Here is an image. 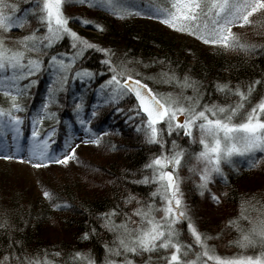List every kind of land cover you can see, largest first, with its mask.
<instances>
[{"label":"trees","instance_id":"obj_1","mask_svg":"<svg viewBox=\"0 0 264 264\" xmlns=\"http://www.w3.org/2000/svg\"><path fill=\"white\" fill-rule=\"evenodd\" d=\"M136 1L139 4L153 2ZM7 2L18 4L16 15H23L20 10L32 5L34 0ZM63 10L74 31L91 43L110 49L115 53L112 57L114 62L125 67L156 93L178 95L185 104L188 102L183 100L184 96L195 98L199 95L200 105L197 107L204 103L228 104L237 97L217 91V81L228 82L230 87L239 85L245 90L252 81H259L244 108L234 117L237 120L243 118L244 113L264 96V11L254 13L250 18L257 23L233 26V31L240 34L241 40L260 45L245 51L207 44L197 36L171 28L151 12L147 15L133 13L120 17L82 0H64ZM38 14L28 13L22 28L13 26L10 31L0 33L7 38L5 43L13 45L16 43L15 38L27 35L33 29L37 36L43 34L46 29L35 18ZM82 20L91 23H82ZM96 23L101 24L103 29L96 28ZM75 51L71 38L65 35L45 50L47 54L32 53L40 56L46 66L34 76L20 81L21 84L32 79L36 82L28 89V95L20 98L25 111L17 114L31 117L40 110L46 99L53 80V69L47 66L49 54H72ZM104 59V52L85 48L76 58L72 69H87L93 75L81 80L79 77L72 79L70 74L68 82L56 94L59 103L49 105L56 118L45 116L42 123L37 125L40 138L49 128L55 129L54 134L48 137L49 155L62 157L75 148V156L66 163L51 162L35 166L38 161L28 155L32 140L30 119L26 118L21 125L19 152L13 139L14 130H0V222L6 221L5 226L0 227V258L13 251L21 257L28 255L40 259L47 253L48 259L56 264H77L70 259L69 254L80 251L89 253L96 264H103L106 255L121 260L123 256L106 251L105 245H113L115 234L104 226L103 217L99 214L117 205L124 212H131L139 205L137 199L124 203L129 194H134L140 204L148 200L155 201L157 205L161 203L159 194L150 195L155 189V182H143L144 176H151V169L146 168L145 164L161 153V144L150 142L146 137L142 123L146 117L140 109L133 107L137 102L130 93L115 101L102 102L104 97L110 95V87L102 89V96H98V91L112 75L111 66L104 63ZM167 73H175L180 80L187 75L190 81L197 82V91L194 92L192 87H183L175 80L166 82ZM81 97L83 107L76 110ZM8 99L0 93V104L4 107H8ZM98 100L101 102L97 103ZM93 106H96V115L90 116ZM78 111L80 119H90V123L81 125L77 118ZM158 126L165 129L161 134L165 151L173 149L172 140L176 141L178 147L185 149L181 167L176 171L180 177L186 218L174 225L178 230L177 238L185 246L192 245L191 249L186 248L187 255L184 258L195 260V253L200 250V245L195 243L187 228L188 219L199 231L211 236L208 244L220 255L259 251V246L242 249L234 243L239 233L226 222L240 217L239 223L247 225L248 221L241 217L242 211L253 217L258 214L257 210L264 212V151L254 152L251 164L246 157L242 160L233 157L231 164L221 163L223 174L213 173V179L208 184V189L219 196L217 202L211 198L208 189L202 192L199 188L198 169L203 164L192 155L202 147L198 141V130L193 128V137L197 138L193 140L182 129L177 132L174 128L169 134L165 122ZM86 129L92 132H86ZM92 133H103L99 144L85 142L86 138H94ZM21 156L24 158L20 159ZM45 188L67 201V206L53 207L52 202L43 196ZM161 214L159 210L156 211V215ZM115 219L119 221L123 216L119 215ZM133 219L139 220L134 215ZM85 232H88L87 238L83 236ZM167 251L170 249L128 255L139 264H145V261L148 264H165L162 257ZM57 252L59 256L55 255Z\"/></svg>","mask_w":264,"mask_h":264},{"label":"snow or ice","instance_id":"obj_2","mask_svg":"<svg viewBox=\"0 0 264 264\" xmlns=\"http://www.w3.org/2000/svg\"><path fill=\"white\" fill-rule=\"evenodd\" d=\"M90 6L105 8L113 12L114 15L123 17L125 15L137 14L147 15L149 12L157 19L173 29L181 32H188L207 44L221 46L224 49L250 50L260 45L241 40L240 34L233 31L234 25H251L257 21L250 19L254 13L264 11V0H153L151 3L138 4L136 0H82ZM64 0H34V3L23 10V15H16L19 8L16 3H8L7 0H0V33L10 31L13 26L22 28L26 22L28 13H39L36 19L44 26L46 31L37 36L36 30L15 38L16 43L9 45L5 43L7 39L0 34V93L8 97V107L0 104V130L13 129L15 132L14 142L17 143V152L20 151L18 137L21 125L24 120L30 119L32 124L31 143L28 147L30 158L37 160L36 167L51 162L66 163L70 157L75 156V148L67 152L62 157L57 154L49 155L48 137L55 132L54 128L44 134L43 138L38 124L42 123L45 116L56 118L55 112L49 109L50 104H58L57 92L64 87L71 78L79 77L81 80L85 76L91 77L93 74L87 69H72L76 63V58L82 54L85 48H96L105 53L104 63L111 66L112 75L101 85L98 96H102V89L110 87V95L104 97L103 103L115 101L129 93L135 95L137 103L134 108L146 114V120L142 121L146 137L150 142L161 144V153L155 155L147 164L146 168L151 169V176H144L143 182H155V189L151 196L159 194L161 203L156 204L153 200H148L145 204H140L134 194L125 197L124 203H130L137 199L138 207L131 212H124L119 205L111 208L106 213H100L103 217V224L109 231L114 232L113 245H105L106 251L115 256H123L121 260L109 258L106 255L103 264H136L128 255L129 253L141 254L152 252L157 249L169 250L162 259L165 264H264V212L257 210V215L241 212L248 223H239L240 217L229 219L226 224L235 228L239 233L238 240L234 241L240 248L257 247L259 251L251 254L244 252L233 255H220L215 252L208 240L211 236L202 233L197 226L188 219L187 228L194 237L195 243L200 245V250L195 253V260H188L186 248L191 249L192 245L185 246L180 241L178 230L174 227L178 220L186 218V209L183 204V193L180 189V177L176 171L181 167L185 149L178 147L176 141L172 140L173 149L165 151L162 138L163 127L158 126V122L164 121L167 132L172 133L175 128L177 132L181 129L185 135L192 138L193 128L198 130V141L202 146L200 151L193 152L197 161L202 162L203 167L199 171V188L203 192L208 189L209 182L213 179V173L223 174L222 162L233 163L234 156L246 157L249 164L254 160L252 154L256 150L264 151V96L253 104L243 115V118L234 119L236 114L244 108L255 85L259 81H252L245 89L239 85L230 87L228 82L217 81L216 90L225 92V95H235L237 99L228 104H208L200 105V96H184L181 98L173 96L172 93L161 95L156 93L142 80L135 78L125 67L114 62L115 55L110 49L102 48L93 44L86 38L81 37L76 31L69 27V17L63 10ZM165 4L167 6H165ZM82 23H91L82 20ZM98 29H103L99 23L95 24ZM71 38L72 46L76 51L72 54H49L47 66L53 69L52 86L49 87L47 97L41 104L38 112H34L31 117L19 115L17 113L25 111V105L20 100L28 95V89L34 84L35 79L21 84L25 77H32L45 67L44 60L32 53H45L46 49L52 47L63 36ZM168 80H175L183 87H192L197 91V82L190 81L185 75L183 80L175 76V73H167ZM101 101L98 100L97 103ZM83 107L81 102L76 104V110ZM96 106L90 116L96 115ZM120 111L119 108L116 109ZM139 114V113H135ZM182 115V118L178 119ZM77 118L81 125L90 123L89 120L80 119L79 111ZM140 128V125H137ZM86 132H92L86 129ZM93 139H85V142L94 144L100 143V136L92 133ZM68 141L65 142L67 148ZM10 158V157H5ZM23 159L24 157H19ZM31 162V160H30ZM192 170V167L189 169ZM211 198L219 202V196L208 189ZM43 196L52 202L53 207L67 206V201L62 200L57 193L45 188ZM159 210L162 214L156 215ZM122 215L123 219L117 221L115 217ZM133 215L139 220H134ZM5 222H0V227L5 226ZM94 231V229H93ZM87 238L88 232L83 233ZM55 255L59 256L57 252ZM70 259L77 264H96L95 259L85 252L76 251L69 254ZM151 259V257L149 258ZM0 264H56L48 259L47 253L43 259L25 255H17L15 251L5 253L0 258ZM145 264H148L145 261Z\"/></svg>","mask_w":264,"mask_h":264},{"label":"rangeland","instance_id":"obj_3","mask_svg":"<svg viewBox=\"0 0 264 264\" xmlns=\"http://www.w3.org/2000/svg\"><path fill=\"white\" fill-rule=\"evenodd\" d=\"M136 3H137V1H136ZM142 3V2H141ZM139 4V3H138ZM142 4H146V3H142ZM69 27H71L70 26V24H69ZM162 94V93H161ZM164 95V94H163ZM182 102V101H181ZM184 103V102H183ZM257 151V150H256ZM255 151V152H256ZM235 157V159H237V160H242V159H244L245 157H238V156H234ZM136 264H139V263H136Z\"/></svg>","mask_w":264,"mask_h":264},{"label":"water","instance_id":"obj_4","mask_svg":"<svg viewBox=\"0 0 264 264\" xmlns=\"http://www.w3.org/2000/svg\"><path fill=\"white\" fill-rule=\"evenodd\" d=\"M131 95L134 97V99L136 100V98H135V95L134 94H132L131 93ZM144 114V113H143ZM145 116H146V114H144ZM180 118H182V115L180 116V117H178V119H180ZM163 121H160V122H158V123H162Z\"/></svg>","mask_w":264,"mask_h":264}]
</instances>
